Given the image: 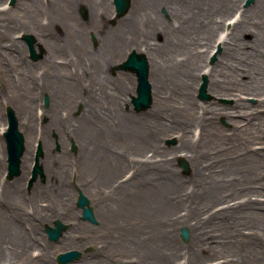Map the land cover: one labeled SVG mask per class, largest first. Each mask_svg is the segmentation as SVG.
Segmentation results:
<instances>
[{
  "label": "rangeland",
  "instance_id": "obj_1",
  "mask_svg": "<svg viewBox=\"0 0 264 264\" xmlns=\"http://www.w3.org/2000/svg\"><path fill=\"white\" fill-rule=\"evenodd\" d=\"M10 1L0 0V11L7 10L0 17V127L3 124L4 127L6 126V106H11L15 112L29 106L31 107L29 116L32 115L36 121L27 138L24 136L27 153L21 174L12 180L4 179L7 164L6 150L4 139L0 134V193L7 202H10L12 199L6 190L12 189V186L22 190L20 194L22 193L23 201L17 204L19 207L17 211L20 213L23 211V215H20L23 219L19 222V229L29 232L31 242L36 243L27 249V255L31 259H37V255L40 254L37 249L45 246L47 248L42 252L41 259L50 264H57L56 256L70 250L79 251L80 256L69 264H140L142 262H150V264H264V130L261 131L259 127L243 135L233 128L226 115L216 118L217 130L222 133L226 141H214L211 144L209 139L212 134L208 137L204 134L196 147V150L207 153L206 157L199 159L203 167H208L205 170L206 175L209 171H215L216 174L206 179L203 184H193L191 181L194 177L192 163L184 157H168L172 158L177 175L185 181L184 184L175 186V189L181 192V199L177 204L171 202L168 208L161 206L164 211L160 210L159 217L156 216L155 205L147 206L142 218L132 217L133 210L128 209L122 218L125 221H131L132 218L136 223L138 221L142 223V226L136 227L141 233L139 239L134 240L130 232L124 234V229L121 234L119 232L116 235L108 234V240L99 231L87 239L90 232L85 229L97 227L98 221L91 223L81 219V211L75 205L77 190L80 189L87 196L91 207L96 211L100 203L98 197L105 195L103 202H108L114 188L120 184L128 186L123 181L132 173L134 160L143 159L141 155H145L152 148L147 147L141 150L139 143L134 144L136 140L132 139L133 134L129 133V128L136 124L138 118L143 115L146 117L150 107L140 112L132 109L130 97L136 95V77L130 72L116 69L131 50L137 51L136 46L129 47L128 43L122 45L119 56L123 53V57L103 52L93 53L101 47L100 37H107L104 35L105 32L120 30L123 27L121 23L130 11L132 3H130L128 12L120 18H113L112 0H105L104 9L99 10L97 14L95 10L90 13L89 6L84 0L81 4L76 3L74 15L83 29L82 37H75V40L84 42L91 51L84 56L87 50H75V45L68 44V41H63V43L69 45L71 50L60 51L58 49L59 40L55 37L58 34L56 27H47V13L40 12L34 16L35 25L45 31L49 28L54 36L51 42L45 43L48 47L46 49L44 44L36 39V32L30 33L26 25L28 14L25 10L29 0H15L12 4ZM245 3L246 0H243L240 7L234 10L236 12L233 13L232 10L225 17V29L229 26L228 22L235 19L236 15L232 14L253 4L246 6ZM80 6L84 8L85 14L82 13ZM93 13L95 15H92ZM157 13L161 21L169 24L172 22L165 7H160ZM8 19H11V22H8ZM23 34L33 35L37 43L44 47L45 52H49L51 56L49 62L44 59L46 55H44V50L42 52L39 50L38 44L34 46L36 53L39 54L38 59L36 61L29 59L26 44L21 40ZM242 38L244 41L251 39L248 34H244ZM161 40L162 35H152L151 43H160ZM13 43L17 46L15 51L14 46H11ZM220 53L221 48L216 44L213 52L206 58L207 66L215 65ZM111 61L114 62L111 64ZM63 62H68L66 71L72 75L71 78L67 75H56L58 64ZM54 74L58 77L57 79H54ZM201 77L203 75L196 80L197 83L196 81L193 83L192 88L193 99L199 105L211 103L223 107L233 105V97L216 96L211 93L209 79L206 75L207 98L201 99L199 97ZM240 80V85L234 88L235 94H240V99L248 105L247 108L240 109V112L244 114L243 116L250 112L251 116L256 118L262 114L263 108L257 105V97L241 89V85L247 81V74H243ZM76 82L81 89L74 90L73 94L70 89ZM67 83L71 85L68 91L64 92ZM24 84L27 86L23 88ZM131 88L132 94L129 93ZM68 93L71 96L69 97L71 103L66 98ZM45 96L48 98V105L44 104ZM85 96L88 98H84ZM107 108L109 126L103 125L102 121H95L96 118L89 114V110H97L98 113L103 114ZM45 110L47 114L42 115ZM243 116L238 117L240 121L244 120ZM149 118L150 116L147 119ZM190 125L193 126V124ZM240 125L239 129L245 127L244 123ZM75 126L81 131L80 138L75 132L71 131L69 134L70 128ZM197 126L195 124L194 129ZM19 128L23 134L20 124ZM196 130L199 132L200 128ZM127 131L129 135H125ZM235 136L243 139V145L237 144ZM158 138V145L165 149V154L171 149L178 151L176 148L179 144L177 133L168 132ZM39 139L44 142V155L43 158L41 157L42 160L40 159L43 168L45 165L52 169L61 163L63 164L62 173L66 175H62L65 181L57 178L58 182L54 178L52 180V177L46 173L48 169L44 168V178L39 176L36 182L43 186L47 179L49 184L54 181L60 184L59 197L61 198L59 200L65 199L61 209L59 207L61 203L56 201V198L46 196L35 199L36 202L30 196L33 189L26 190L24 178L27 176L29 160L31 159L30 162H32L34 158L35 144ZM192 140L195 141L196 136ZM72 143L76 146V151L71 149ZM114 152H121L124 155L121 164L112 159ZM101 156L103 163L106 162L105 164L111 171H106V165L99 160ZM181 161L187 164L188 172L181 167ZM99 166L102 177L97 171ZM127 171L128 174H126ZM112 173H114L113 177ZM87 178L90 183L85 186ZM15 180H19L20 183L15 185ZM94 180L97 182V190H95ZM139 186V180L133 178L132 186L128 188V191L131 189L136 191L140 200L147 203L148 195L142 192V188L139 190ZM215 194L217 197H212ZM220 195L226 199L222 200L218 197ZM120 197L126 199L123 194ZM192 202L199 203V207L190 211ZM34 204L37 206L36 209ZM119 204L122 210L129 208L127 201H120ZM234 204H239V208L233 212L232 216L221 214L225 208L233 207ZM12 210L15 209L10 206V211ZM25 211L29 216H25ZM55 220L67 224V230L58 240L49 241L44 232V226H52ZM193 225L197 226L196 230L191 228ZM32 227L35 230H32ZM181 227L189 231V238L186 242L182 241L179 236ZM197 235L202 238V243L195 241ZM148 240L151 244L150 249L147 247ZM196 244H201L202 248L199 249ZM156 245L160 249L165 245L168 248L176 247V249L168 251L167 248L162 252H157ZM186 252L190 256L188 259Z\"/></svg>",
  "mask_w": 264,
  "mask_h": 264
},
{
  "label": "bare ground",
  "instance_id": "obj_2",
  "mask_svg": "<svg viewBox=\"0 0 264 264\" xmlns=\"http://www.w3.org/2000/svg\"><path fill=\"white\" fill-rule=\"evenodd\" d=\"M82 1L29 0L25 11L28 14V24L26 25L30 33L35 31L38 42L43 43L45 48L48 49L45 43L47 41L51 42L54 36L51 34L49 28L46 30L47 33L45 29L36 26L34 22L35 14L45 12L48 18L47 27H56L58 34L55 37L59 40L58 49L60 51L71 50L69 45L63 43V41H68V44L75 45V50H87L84 56L91 53L84 42L75 40V37H82L81 32L83 28L74 15V7L76 3L81 4ZM84 1L88 4L90 13L95 10V14H97L99 10L104 9L105 0ZM242 1L131 0V9L121 23L123 27L120 30L105 32L104 35L107 37H100L101 47H99L97 52L93 53L99 54L103 52L109 53L112 56H119L122 45L127 43L130 45L129 47L135 45L137 51L143 54L145 53L144 55L149 65L148 82L150 84L152 100L150 110L146 117L143 115L141 118H138L136 124L129 128V133L133 134L132 139L136 140L134 144L139 143L141 150L147 147L152 148L145 155H141L143 159L134 160L135 164L131 168L132 173L123 181L128 186L120 184L114 188L108 202H103L105 195L98 197L100 203L99 206L97 205L98 208H96V211L93 212L94 217L98 221V226L95 228L87 227L85 229V231L90 232L87 239L99 231L108 240V234L116 235L118 232L121 234L123 229L124 234L130 232V236L134 240L139 239L141 233L136 227L142 226V223L140 221L136 223L132 218L131 221H125L122 218L128 212V209L133 210L132 217L138 216L142 218L145 208L150 205H155L156 216L159 217L161 215L159 214L160 210L161 212L164 211V208L161 206L168 208L171 202H176L177 204L178 200L181 199V192H178L175 186L178 187L184 184L185 181L177 175L172 158L168 157H184L192 163L194 177L191 181L193 184H203L206 179L216 174L215 171H209V174L206 175L205 170L208 167H203L199 159L206 157L207 153L196 150V147L204 134L207 137L212 134L209 139L211 144L214 141H226L222 133L217 130L216 118L218 116L226 115L229 123L233 125V128L243 135L259 127L261 131L262 129L264 130L262 126L264 123V0H253V4L250 7L239 10L236 14H232L236 15L234 16L235 20L228 22V28L225 29L224 26L225 17L232 10L233 13L236 12L234 10L240 7ZM160 7H165L170 14L172 18L170 24L161 21L157 13ZM6 12L7 10L0 11V17ZM95 14L93 13L92 15ZM8 22H11V19H8ZM30 24L33 26L30 27ZM244 34L250 35V41L243 40L242 36ZM152 35H162L161 42L151 43ZM216 44L221 48V53L217 57L215 65L207 66L205 63L206 58L213 52ZM11 46H14L13 49L15 51L17 46L14 43ZM44 55H46L44 57L46 62H49V58L51 57L49 52L46 51ZM119 57H123V53ZM113 62L111 61L110 63L112 64ZM67 64L68 62L58 64L59 68L56 69L57 76H72L66 71ZM243 74H247V81L241 85V89L257 97V105L263 108L262 114L256 118L251 116L250 112L246 116H243L244 114L240 112V109L247 108L248 105L240 99V94H235L234 88L240 85V78ZM56 75L54 74V79L58 78ZM202 75L201 81L205 83V89H207L206 75L209 79V90L211 93L216 96L233 97V105L230 107L217 106L212 103L209 105H199L193 99L192 88L193 83ZM47 78L49 77L47 76ZM78 81L80 82V80ZM70 85V83L66 84L64 92L68 91ZM26 86L24 84L23 88ZM78 89L81 88L78 82H76L70 91L74 94V90L78 91ZM129 93L132 94V88L129 90ZM69 97L71 96L68 93L66 98L71 103ZM86 97L88 98V96L84 98ZM13 110L15 115L18 116V128L20 124L21 129H23V136L27 138L31 129H33V123L36 121L35 118H32V115L29 116L31 107L26 106V108L16 110V112L15 109ZM43 114H47V111H43ZM89 114H92L96 118L95 121H102V124L106 126L110 125V122L107 120L108 108L103 114L98 113L97 110H89ZM149 116L150 118L148 120L147 118ZM240 116H243L242 118L244 120L240 121L238 118ZM241 123H244L245 127L239 129L238 126H241ZM69 124L72 125L71 123ZM190 124H193V126ZM195 124L198 125L196 129L200 128L199 132L194 129ZM75 127L70 128L69 134H71V131L75 132L78 134V138H80L81 131L77 126ZM3 131L4 124L0 127V134ZM168 132L178 134L179 144L176 147L178 151L171 149L165 154V149L158 145V137ZM125 135H129L128 131ZM194 136H196L195 141L192 140ZM235 137L237 144L239 146L243 145V139L237 136ZM38 141H40L43 147V140L39 139ZM26 153L27 150L25 148L21 158L22 165L24 164ZM134 157L137 158V156ZM112 159L121 164L124 155L121 152H114ZM99 160L103 163L102 156ZM39 165L42 168L43 174H45L44 168L48 169L46 173L52 177V180L55 179L56 181L59 178V180L65 181L62 179V175H66L62 173L63 164L59 163V165L52 169L45 167V165L43 168L42 161L40 160ZM24 166L27 168L26 165ZM29 168L30 160L27 170ZM253 168L255 167L253 166ZM109 170V167H107L106 171ZM97 171L99 176L101 175L102 177L100 166L97 168ZM126 174H128V171ZM111 176L113 177L114 173ZM133 178L139 180V190L142 188V192L147 193V203L140 200L136 191L132 189L128 191V188L132 186ZM52 180L51 182H53ZM59 180L57 181L59 182ZM86 180L88 182L86 181L85 186H88L90 180L88 178ZM55 181L49 184L46 179L43 186L37 182L32 184L30 188V190L33 189L30 193L32 200L36 201L35 199L45 198L46 196L49 198L52 197L53 199L56 198V201L61 203L59 205L61 209L65 199L62 201L59 200L61 198L59 197L61 186ZM94 182L95 190H97V182L95 180ZM19 183V180L14 181L15 185ZM6 192L12 200L7 202L2 193H0V264H50L41 259L43 256L42 252L47 248L45 246L37 249L40 253L37 255V259H31L27 255V249L30 246L36 245V243L31 242L29 232L19 229V222L23 219L20 215H23V211L22 213L17 211L19 208L17 204L23 201L21 198L22 193L20 194L22 190L17 189L16 186H12V189L6 190ZM121 194L126 199L121 198ZM64 196L66 197L67 195ZM212 197L217 196L215 194ZM218 197L222 200L226 199L223 195ZM120 201H127L129 208L124 210L120 209ZM9 205L11 207L13 206L15 210L10 211ZM34 206L36 209V204ZM198 207L199 203L192 202L189 210L193 211ZM252 207L254 208V205ZM238 208L239 204H234L233 207L225 208L221 214H229L232 216L233 212ZM56 214L58 215V211H56ZM25 216H29L26 211ZM191 228L196 230L197 226L193 225ZM31 229L35 230L34 227ZM126 237L129 238L128 235ZM33 240L36 241L35 238ZM195 241L202 243V238L197 235ZM150 245V240H148L147 247L149 249ZM197 246L199 249L202 248L201 244ZM167 248V245L162 246L161 249L158 245L155 246L157 252H162ZM170 249L175 250L176 247H169L167 250L169 251ZM189 257L187 253V259ZM140 264H150V262H142Z\"/></svg>",
  "mask_w": 264,
  "mask_h": 264
},
{
  "label": "water",
  "instance_id": "obj_3",
  "mask_svg": "<svg viewBox=\"0 0 264 264\" xmlns=\"http://www.w3.org/2000/svg\"><path fill=\"white\" fill-rule=\"evenodd\" d=\"M115 6V12L117 17L122 16L126 13L129 8L130 0H113ZM83 12V10H82ZM23 39L26 41L31 57L33 59H37L39 55L34 52V39L30 35H24ZM120 69L131 71L135 73L137 77V97L131 98V103L134 106L136 111L145 110L150 106L151 103V95H150V85L148 82V63L143 54H138L132 51L127 60L119 65ZM200 97L206 98L205 95V83L202 84L200 89ZM45 104L48 103L47 97L44 99ZM7 121H8V130L4 134L6 149H7V170H8V179H12L20 173V158L25 149L24 147V138L23 135L18 131L17 128V120L13 114V111L8 108L7 109ZM72 149L75 150V146L72 144ZM42 155L41 145L38 146L36 157H35V166L32 172V178L30 180V184L36 180L37 174L41 173V168L38 165L39 156ZM181 166L185 172H188L187 164L181 161ZM77 207L82 210V220H88L92 223H96V220L93 215L92 208L89 206V200L83 193L79 191L77 201ZM54 227L45 226V232L50 241L57 240L62 233L67 229V225L61 223L59 220H56L54 223ZM180 237L183 241H187L189 238L188 229L182 227L180 229ZM80 256V252L72 250L66 253H61L57 255L58 264H68Z\"/></svg>",
  "mask_w": 264,
  "mask_h": 264
}]
</instances>
